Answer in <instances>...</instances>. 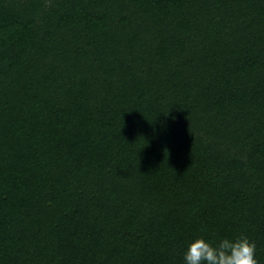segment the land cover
<instances>
[{
	"label": "trees",
	"instance_id": "obj_1",
	"mask_svg": "<svg viewBox=\"0 0 264 264\" xmlns=\"http://www.w3.org/2000/svg\"><path fill=\"white\" fill-rule=\"evenodd\" d=\"M264 264V0H0V264Z\"/></svg>",
	"mask_w": 264,
	"mask_h": 264
},
{
	"label": "clouds",
	"instance_id": "obj_2",
	"mask_svg": "<svg viewBox=\"0 0 264 264\" xmlns=\"http://www.w3.org/2000/svg\"><path fill=\"white\" fill-rule=\"evenodd\" d=\"M182 264H259L256 244L246 235L208 239L201 235L187 242Z\"/></svg>",
	"mask_w": 264,
	"mask_h": 264
},
{
	"label": "rangeland",
	"instance_id": "obj_3",
	"mask_svg": "<svg viewBox=\"0 0 264 264\" xmlns=\"http://www.w3.org/2000/svg\"><path fill=\"white\" fill-rule=\"evenodd\" d=\"M22 2L24 1H34V0H20ZM37 1H41L42 3H44L46 6L50 5L52 2L56 1V0H37Z\"/></svg>",
	"mask_w": 264,
	"mask_h": 264
}]
</instances>
